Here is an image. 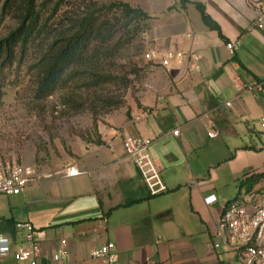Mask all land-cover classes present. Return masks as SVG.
Returning a JSON list of instances; mask_svg holds the SVG:
<instances>
[{
	"label": "crops",
	"instance_id": "0c3cea01",
	"mask_svg": "<svg viewBox=\"0 0 264 264\" xmlns=\"http://www.w3.org/2000/svg\"><path fill=\"white\" fill-rule=\"evenodd\" d=\"M122 1L148 12L146 35L152 46L194 52L200 69L189 70L184 64L168 71L159 65L163 78L154 96L136 107L131 118L120 119L118 125L105 130L98 127L103 144L87 141L64 166L36 168V182L19 194H3L8 200L0 205V218L30 221L41 231L38 264H107L103 258L92 257L91 251L108 241L117 247L115 264H212L238 257L236 251L214 247L215 233L225 204L248 199L251 191L239 187L237 196L230 199L220 191L216 179L221 163L232 167L229 179L239 186L246 176L264 172L259 164L262 153L253 145L225 144V139L237 135L238 120L249 119L245 97L258 101L264 95V70H259L264 69V35L255 26L251 0H189L185 6L181 0ZM196 1L204 4L223 37L204 24ZM230 41H239L233 54L226 46ZM256 84H262L263 90H246ZM213 124L216 137L208 135ZM128 132L152 139L149 150L163 165L165 192H149L124 150L123 136ZM210 144L227 148L228 156L217 165L216 160L208 161L209 167L201 173L199 153ZM71 164L84 173L66 177L64 170ZM262 182L264 179L254 186ZM187 188L190 200L180 202L181 212L170 210L166 201L157 198ZM213 194L216 201L207 204L205 197ZM130 200L135 202L125 204ZM187 221L200 222L204 230H190ZM23 232L15 228L11 234L0 224V233L16 243H21ZM62 239L70 254L66 262L52 259ZM2 264L29 263L15 261L10 255Z\"/></svg>",
	"mask_w": 264,
	"mask_h": 264
},
{
	"label": "trees",
	"instance_id": "16d2710c",
	"mask_svg": "<svg viewBox=\"0 0 264 264\" xmlns=\"http://www.w3.org/2000/svg\"><path fill=\"white\" fill-rule=\"evenodd\" d=\"M189 0H181L183 6ZM204 24L223 37L219 24L202 2H195ZM15 22L0 37V103L12 81L26 69L32 99L45 102L59 95L61 104L75 111L89 110L93 129L83 139L103 144L99 134L100 110L108 112L125 104V95H113L112 85L127 91L132 85V68L121 74L122 52L141 40L149 29L150 15L122 0H0V18ZM264 179V172L246 176L240 187L251 190ZM135 200L127 201L132 204ZM11 234L13 219L0 218Z\"/></svg>",
	"mask_w": 264,
	"mask_h": 264
},
{
	"label": "rangeland",
	"instance_id": "374dc122",
	"mask_svg": "<svg viewBox=\"0 0 264 264\" xmlns=\"http://www.w3.org/2000/svg\"><path fill=\"white\" fill-rule=\"evenodd\" d=\"M15 22L9 17L0 18V37L5 36L14 27ZM148 31V30H147ZM145 31V32H147ZM152 46V42L147 35L141 34V40L125 49L118 59L121 74H127L132 68L137 69L138 74H130L133 80L131 87L124 91L119 85H112L113 95H125V104L118 108H112L108 112L103 109L98 115V127L103 130L118 125V120L131 118L132 111L136 107H141L146 98L154 96L157 86L161 85L162 68L148 61L144 54ZM264 66V58L262 59ZM261 62V61H260ZM259 62V63H260ZM260 71L264 69H259ZM261 71V72H262ZM264 79V74L262 75ZM10 85L3 101L0 103V151L9 159L30 165L35 168H52L64 166L75 156V151L79 145L89 144L80 135L90 136L93 129V115L89 110L75 111L69 106L61 104L59 95L51 97L45 102H36L32 99L29 89V75L24 69L20 75H11ZM249 107V119L240 118L237 124V135L225 139V144L239 142L240 145H253L260 151L259 164L264 170V129L261 127V116H264V95L259 100L253 97H245ZM259 103V104H258ZM261 103V104H260ZM249 121V122H248ZM247 126L252 131H250ZM124 137V136H123ZM211 142H215L212 140ZM221 145V144H220ZM227 148H220L215 144H210L200 150V171L205 173L209 167L208 161L217 165V162L224 160L228 155ZM255 164L252 163V166ZM216 182L220 186L223 195L230 199L237 196L239 182L232 181L230 174L232 167L221 163L217 166ZM259 185V184H258ZM254 186L252 194L264 187V183ZM244 194V193H243ZM190 189H180L173 195L171 193L159 196V201H166L170 210H182L181 201L190 200ZM249 196V197H250ZM248 197V198H249ZM156 198V199H157ZM7 196L0 195V205L6 203ZM189 229L198 233L204 230L203 225L198 221L186 222ZM212 264H243L236 255L229 259L225 257L223 263L215 262Z\"/></svg>",
	"mask_w": 264,
	"mask_h": 264
},
{
	"label": "built area",
	"instance_id": "2783aa9c",
	"mask_svg": "<svg viewBox=\"0 0 264 264\" xmlns=\"http://www.w3.org/2000/svg\"><path fill=\"white\" fill-rule=\"evenodd\" d=\"M251 6L256 12L255 26L264 35V0H251ZM147 32H143L146 36ZM239 41L226 44L233 54ZM148 61H152L166 70L189 65V70H199V57L194 52H187L179 48H159L151 46L144 54ZM245 87H239L244 90ZM263 90L262 84L250 85L246 90ZM230 105V102L226 103ZM264 127V116L261 117ZM208 135L216 137L218 131L213 124ZM179 130L174 133L178 134ZM152 139L139 133H125L123 147L138 168L151 195H157L167 190L162 178L163 165L150 153ZM75 164L68 165L64 170L66 177L83 174ZM39 179L36 168L9 159L0 151V194L16 195L25 190L31 183ZM251 195V193H250ZM205 202L211 204L216 201V195L205 197ZM15 228L23 229L21 243H16L10 236L0 233V264L12 256L15 261L38 264L41 257V231L30 221H18ZM215 248L226 247L236 251L243 264H264V187L257 190L248 199H235L227 202L219 218L218 229L215 233ZM158 237L157 241H160ZM69 249L65 239L60 241L59 247L52 255L58 262L69 259ZM91 256L103 258L107 264H115L118 260L115 242L108 241L101 247L91 251Z\"/></svg>",
	"mask_w": 264,
	"mask_h": 264
}]
</instances>
